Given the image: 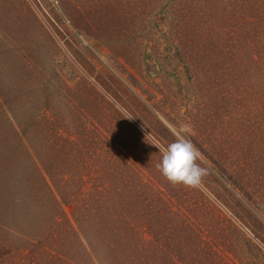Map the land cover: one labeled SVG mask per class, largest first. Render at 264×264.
Segmentation results:
<instances>
[{
	"label": "rangeland",
	"instance_id": "374dc122",
	"mask_svg": "<svg viewBox=\"0 0 264 264\" xmlns=\"http://www.w3.org/2000/svg\"><path fill=\"white\" fill-rule=\"evenodd\" d=\"M0 264H264V0H0Z\"/></svg>",
	"mask_w": 264,
	"mask_h": 264
},
{
	"label": "clouds",
	"instance_id": "9594fccd",
	"mask_svg": "<svg viewBox=\"0 0 264 264\" xmlns=\"http://www.w3.org/2000/svg\"><path fill=\"white\" fill-rule=\"evenodd\" d=\"M159 151L162 158L156 168L173 187L198 189L208 175V168L202 166L204 163L202 153L183 135L177 136L167 146L159 147Z\"/></svg>",
	"mask_w": 264,
	"mask_h": 264
}]
</instances>
